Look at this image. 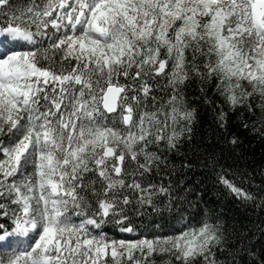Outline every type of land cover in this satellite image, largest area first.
Returning a JSON list of instances; mask_svg holds the SVG:
<instances>
[{
	"label": "snow or ice",
	"instance_id": "1",
	"mask_svg": "<svg viewBox=\"0 0 264 264\" xmlns=\"http://www.w3.org/2000/svg\"><path fill=\"white\" fill-rule=\"evenodd\" d=\"M234 127L264 141V0H0V264H264L187 178L264 210Z\"/></svg>",
	"mask_w": 264,
	"mask_h": 264
},
{
	"label": "trees",
	"instance_id": "2",
	"mask_svg": "<svg viewBox=\"0 0 264 264\" xmlns=\"http://www.w3.org/2000/svg\"><path fill=\"white\" fill-rule=\"evenodd\" d=\"M211 116L202 111V123L199 125V129L208 132V126L211 123ZM232 122L238 119L237 116H233ZM234 131H238L243 140V147L238 150L244 153V158L240 161L243 167L244 163L253 164V162H260L264 159V141L254 138L250 133H244L242 129L233 128ZM193 168L188 173L190 180L197 184V191L203 196V200L200 202L201 207L207 205L213 208L216 213L221 214L226 218L230 224L234 223L238 227H241L243 232H247L250 228V234L246 236L244 243L247 247L251 248L256 254L255 259L259 261V254L264 251V210H261L257 205L248 204L245 205L226 192H222L219 189L213 188L211 182L205 180V177L200 173V164L195 159L192 161ZM254 166V165H253ZM242 226H248L244 228ZM245 259H247V253H243Z\"/></svg>",
	"mask_w": 264,
	"mask_h": 264
}]
</instances>
